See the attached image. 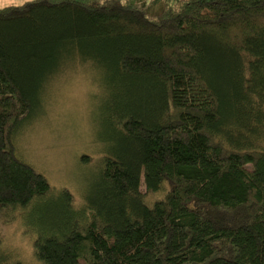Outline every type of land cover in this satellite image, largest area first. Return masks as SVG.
<instances>
[{
  "label": "trees",
  "instance_id": "trees-1",
  "mask_svg": "<svg viewBox=\"0 0 264 264\" xmlns=\"http://www.w3.org/2000/svg\"><path fill=\"white\" fill-rule=\"evenodd\" d=\"M89 69L115 144L88 205L39 222V264H264V0L0 7L4 221L44 199L74 212L15 139L49 84ZM14 257L0 237V264Z\"/></svg>",
  "mask_w": 264,
  "mask_h": 264
},
{
  "label": "rangeland",
  "instance_id": "rangeland-1",
  "mask_svg": "<svg viewBox=\"0 0 264 264\" xmlns=\"http://www.w3.org/2000/svg\"><path fill=\"white\" fill-rule=\"evenodd\" d=\"M25 1L28 0H5V3ZM108 90L109 82L90 69L58 78L47 86L41 98L42 106L17 133L19 156L45 175L55 193L66 188L73 194L74 212L68 213L67 206L57 198L17 210L11 221L0 216L3 246L16 255L15 259L39 264L32 242L45 232L41 224L48 216L61 218L62 209L67 216L75 217L88 205L103 167L102 155L109 150L108 146L115 144L109 138L114 130L106 120L104 109Z\"/></svg>",
  "mask_w": 264,
  "mask_h": 264
},
{
  "label": "crops",
  "instance_id": "crops-1",
  "mask_svg": "<svg viewBox=\"0 0 264 264\" xmlns=\"http://www.w3.org/2000/svg\"><path fill=\"white\" fill-rule=\"evenodd\" d=\"M0 4H2V5H0L1 7L8 5L7 3H5V0H0Z\"/></svg>",
  "mask_w": 264,
  "mask_h": 264
}]
</instances>
